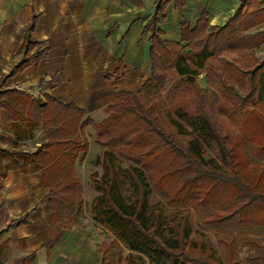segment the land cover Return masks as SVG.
Here are the masks:
<instances>
[{"label":"trees","instance_id":"obj_1","mask_svg":"<svg viewBox=\"0 0 264 264\" xmlns=\"http://www.w3.org/2000/svg\"><path fill=\"white\" fill-rule=\"evenodd\" d=\"M170 1L159 0L144 30L151 78L137 94L121 93L98 124L72 104L48 97L42 105L5 88L42 56H29L39 45L35 23L29 28L23 61L0 79V107L30 133L41 127L43 141L34 152L0 148L1 174L40 173L53 225H80L75 167L89 148L84 130L93 127L102 153L101 173L91 175L98 193L91 213L128 251L124 264H242L241 244L247 261L264 264V164L254 160H264V58L256 53L264 46V8L244 13L243 0L224 26H210L204 13L194 29L183 24V45L158 29ZM185 2L176 0L177 8ZM203 73L207 90L198 83ZM193 215L219 234L223 256ZM109 251L104 243L101 264H114Z\"/></svg>","mask_w":264,"mask_h":264},{"label":"crops","instance_id":"obj_2","mask_svg":"<svg viewBox=\"0 0 264 264\" xmlns=\"http://www.w3.org/2000/svg\"><path fill=\"white\" fill-rule=\"evenodd\" d=\"M247 1L244 13L264 8V0ZM158 2L0 0V79L23 61L21 49L35 23L31 37L39 45L29 56H42L7 79L5 88L28 92L42 105L48 97L72 104L84 119L98 124L121 93H137L151 78V33L144 30ZM242 5L243 0H186L179 10L172 0L158 29L163 39L186 45L184 23L194 29L205 13L210 26H224ZM259 30L264 32V23ZM88 130L95 133L93 127L84 130L89 142L86 157L93 136ZM43 132L38 127L30 133L0 107V148L34 152L42 144ZM2 172L0 168V264H101L104 238L96 229L53 225L46 201L50 189L40 173Z\"/></svg>","mask_w":264,"mask_h":264},{"label":"rangeland","instance_id":"obj_3","mask_svg":"<svg viewBox=\"0 0 264 264\" xmlns=\"http://www.w3.org/2000/svg\"><path fill=\"white\" fill-rule=\"evenodd\" d=\"M256 53L258 57L264 58V49L261 48V50L257 51ZM213 63H217V62L213 61ZM198 83L200 87L203 88L204 90L208 89V85L206 83V73H203L201 74V76L198 77ZM138 92H140V90ZM137 93H132V94H137ZM106 117H107V113H106ZM87 133L90 135H93L92 138H90L89 156L86 157V153L80 154V157L77 160L76 174L83 188L81 198H79L78 200V205L82 210V216L79 218V223L80 225H86L90 228H94L101 235H103V238H104L103 244L105 243L106 246L110 247L109 257L111 258L113 263L114 264H124L125 257L127 256L128 251L122 245L120 246L117 245V241L112 234L105 231L102 226L95 224L93 220V215L91 213L92 204L94 200L98 197V193L94 190L91 175L94 172L101 173L100 167L96 165V160L98 157H100L102 153V149L96 143V134L92 133L90 130H88ZM254 160L259 163H262V165L264 164V160H260L257 158L256 159L254 158ZM75 170H76V167H75ZM158 199H159L158 196L155 195V200H158ZM193 219L195 220L197 227L205 231V233L211 238L219 254L223 256L224 249L219 241V234H217L216 232L212 230L203 228L202 225L200 224V221L197 215H193ZM67 226H69V224H67ZM249 254H250L249 248L241 244L239 257L242 261V264H252L246 259Z\"/></svg>","mask_w":264,"mask_h":264}]
</instances>
